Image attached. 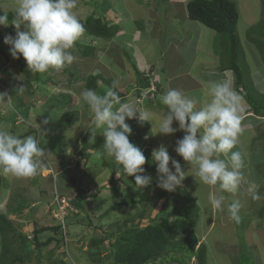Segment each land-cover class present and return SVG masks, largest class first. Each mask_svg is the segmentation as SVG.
I'll use <instances>...</instances> for the list:
<instances>
[{
  "label": "rangeland",
  "instance_id": "374dc122",
  "mask_svg": "<svg viewBox=\"0 0 264 264\" xmlns=\"http://www.w3.org/2000/svg\"><path fill=\"white\" fill-rule=\"evenodd\" d=\"M230 1H235L239 6L236 25V35L239 40L236 47L237 63L242 71L244 83L254 86L257 93L250 95L255 101L258 98L260 113L264 114V79H262L264 0ZM104 3L105 0H77V7L73 11L83 24L89 16H101L111 24H121L122 31L117 36L120 34L122 39L95 40L83 33L77 42L93 46L94 56L88 59L78 58L58 72H39V81L32 83L29 91L24 89L21 92L18 88L21 86L25 88L26 76L21 72L20 67L27 66L26 61L22 56L13 59L9 54V46L3 43L6 34H15L14 28L11 24L6 27L0 26V92H7L14 106L9 108L8 104L0 103V128L20 138L28 136L30 129L34 132L39 131L40 134H37L36 138L42 137L41 140L47 144L42 146L45 152L44 165L34 177L20 178L0 170V212L4 213L17 232L25 235L29 241L35 234L39 238L41 253L37 255L34 252L31 261L25 264H111V260H108L107 246L100 245L99 249H90L89 241L101 239L105 233H112L113 236L108 243H114L119 232L118 228H122L124 221L132 219L141 210L139 204L135 208L125 206L119 210L112 209L117 203L129 201L134 188L117 175L114 177V188L109 187L111 169L102 167V162L109 163L114 158L108 156L107 152H102L101 157L97 159L94 156L96 151L90 150L87 161L83 159L87 175L79 180L78 153L84 138L92 137L90 129L94 127L93 114L81 94L85 90V79L89 75L99 74H103L106 79H112L117 90L128 92L125 102L133 101L138 109L151 113L150 131L146 136V140L151 145L149 158L151 164L156 168V163L152 160V152L159 145L164 144L168 147L169 155L181 163L182 170L188 175L181 187L170 192L167 198L160 199L148 210V217L142 220L136 219L134 223L139 222L140 227L147 226L149 221L162 211L165 204L168 205L167 213L174 208L179 211L187 210L190 214L191 199L194 202V233L200 240L199 244L205 245L206 264H264V215L260 218L264 206V120L245 116V111L249 108L247 109L244 98L238 93L242 98L244 119L242 133L232 151L240 149L245 155L243 169V174L247 177L245 185L250 189L253 184V188L250 189L249 195L241 191V185L235 193H222L226 200L223 210H217L209 203L208 194L211 191L219 192L218 185L212 188L203 184L195 175L196 166L187 164L174 151L176 141L184 135L183 131H177L173 135L155 134L166 108L160 104L161 99L160 102L159 99L155 103L146 102L147 97L151 98L152 92L157 91L153 86L158 82L154 75L160 76V84L163 88L178 83L177 79L169 78L166 67L161 69L162 63H160L163 44L160 35L170 33L169 26L178 33V37L175 36L171 40L173 46H168L171 55L174 51L190 53V46L193 48L195 38L202 36L203 51L198 53L197 58L209 64L196 66L198 63H194L191 68V72H195L200 81L211 72L212 76H207L210 81L223 80L225 75L226 79L233 83L230 71H224L230 59L227 37L188 20L187 0H106ZM103 5L106 10L97 12ZM16 6L17 0H4L0 3V14H6L11 22L15 17ZM252 38L257 40L256 47L259 46L260 50L258 55H253L254 50L250 48ZM126 53L132 58V63L138 70L145 77H149V90L138 86L136 74L128 63ZM134 57H137V60L133 59ZM143 59L147 60L146 64ZM153 64L163 74L158 72L151 74ZM183 66V64L177 65L178 68ZM205 66L211 68V71H203ZM100 88L107 89L103 84H100ZM185 88L190 98L201 99L203 103L210 99L207 95L208 87L205 91L201 86L190 89V85H186ZM60 94L70 97V102L65 106L57 107L54 102L60 100ZM21 103L23 107H20ZM65 113H74L71 116L75 117V121L68 127L65 125L67 117L63 116ZM13 118L17 120L15 123L10 122ZM22 119H25V122H22ZM44 121L47 123L45 124ZM172 126L178 125L174 121ZM102 133L103 128L95 129L94 141L86 139V142L93 144L104 138ZM258 135L259 139H257ZM220 158L226 159L223 154ZM67 177L77 178L80 184L81 200L86 203L81 211H78L70 201L76 197V192ZM155 179L158 181L157 170ZM155 189L158 193L164 191L161 188ZM253 191L260 196V199H253ZM172 198L175 202L171 200ZM153 199L155 197H152ZM21 201L28 204L19 212L17 207ZM233 201H239L241 204L239 223L230 218L227 210V205ZM186 207L187 209H184ZM60 212L64 214L61 215ZM173 220L175 218H171L170 223ZM58 225L61 226L60 230L57 233L53 232L52 229ZM61 234L66 238V245L58 246L55 239ZM48 236L55 239L47 242ZM20 247L18 238L13 249L17 248V252H20ZM168 263L178 264L170 261ZM186 264H197V261L191 258Z\"/></svg>",
  "mask_w": 264,
  "mask_h": 264
},
{
  "label": "clouds",
  "instance_id": "9594fccd",
  "mask_svg": "<svg viewBox=\"0 0 264 264\" xmlns=\"http://www.w3.org/2000/svg\"><path fill=\"white\" fill-rule=\"evenodd\" d=\"M232 2L239 10L236 2ZM76 7L77 0H17L15 17L11 22L6 14H0V26L11 24L14 28V35L6 34L3 38L11 57L17 59L22 56L29 70L40 73L58 72L75 62L78 59L74 54L75 43L85 31L73 11ZM223 76V80L209 82L207 95L210 99L204 103L201 99L190 98L179 89L161 86L159 89L163 93L160 99L166 110L155 133L173 135L183 131L184 135L176 141L174 151L187 164L196 166L195 175L203 184L212 188L218 185L219 192L208 194L209 203L217 210H223L226 200L222 193L239 190L245 167L243 153L232 151L242 133V98L233 83ZM157 80L161 83L158 76ZM153 86L156 88L155 84ZM18 88L24 91L23 86ZM159 89L156 88V92ZM81 95L94 117L90 139L94 141L95 129L103 128L107 155L122 166L127 176H134L135 186L142 189L149 187L153 178L143 167L146 157L140 148L130 142L132 128L126 119L135 118L139 123H150L151 113L138 109L133 101L122 102L118 93L111 89L103 95L93 89H85ZM0 103L14 107L7 92H0ZM245 116L253 115L245 113ZM253 117L264 120L263 117ZM174 121L177 127L172 126ZM221 154L226 159L220 158ZM44 155L36 137L28 135L20 138L0 128V170L3 172L20 178L34 177L44 165ZM94 156L99 159L101 153L96 151ZM152 160L156 163L159 188L172 192L182 186L188 175L182 170L181 163L169 155L166 145L161 144L153 150ZM253 199H260L255 191ZM227 210L230 218L239 223V201L228 204Z\"/></svg>",
  "mask_w": 264,
  "mask_h": 264
},
{
  "label": "trees",
  "instance_id": "16d2710c",
  "mask_svg": "<svg viewBox=\"0 0 264 264\" xmlns=\"http://www.w3.org/2000/svg\"><path fill=\"white\" fill-rule=\"evenodd\" d=\"M3 1L4 0H0V3ZM107 9H109V7H107ZM98 10L97 12H104L106 10L105 5L100 6ZM186 13L188 20L199 23L205 28L214 31L219 35H224L227 37L229 43L228 58L230 59L228 64L225 65L226 67L224 68L226 69H224V71H230L231 75L233 76L234 88L237 93L241 94V96L244 98V103L247 106V109L249 108L247 111H245V113L248 115L252 114L253 116L264 118V114L260 113L261 107L259 106L258 98L255 101V98L250 95V93L254 95L257 92H255L253 85L248 86L244 83L242 71L240 70L237 63L238 55L236 53V47L239 44V40L236 35V25L238 21V13L234 2L230 0H188L186 3ZM83 25L85 28L84 34L89 38L106 41L115 38L118 41L119 39H122L120 34L117 36V34L121 33L122 31V28H120L121 24H111L101 16H89L85 19ZM250 43H252L250 48L254 50L253 55H258L257 53L260 50L259 46L258 48L256 47L257 40L252 38V40L250 39ZM94 52L95 49L93 46L80 44L78 42L75 43L74 54L80 59L92 58L94 56ZM162 54L163 52L160 56H162ZM126 57L128 58V63H130L131 68L136 74L138 86L142 87L143 89H149V77H145L138 70L137 66L132 63V58L129 57L127 53ZM151 68L153 69H151V72L149 71L151 74L155 72H158L159 74L162 73V71L160 69H156L154 65H151ZM20 70L26 76V84L24 89L29 91L32 88V83H37L39 81V72H33L24 65L20 67ZM262 79H264V76H262ZM100 84H103L107 89L102 90L100 88ZM160 87L161 84L157 82L156 88L159 89ZM84 89H93L101 95H103L107 90L111 89L118 93L122 102L126 101L128 95L127 91L117 90L115 82L112 79H106L103 74L94 76L89 75L85 79ZM162 93L163 90L161 89H159V92H152V97L150 98L148 96L146 102L155 103L158 99L160 102V95ZM31 95L33 96V94ZM59 99L60 100L54 102L57 107H59V105L65 106V104L70 102V97L63 94H60ZM138 99H140V97H138ZM160 104L163 106V108H166L162 102H160ZM22 105L23 104L21 103L20 107ZM116 107H118V105ZM73 114L74 113H65L63 115L67 117L65 123L66 127H68L71 122L75 121V117L71 116ZM16 121V118H13V121L10 122L15 123ZM22 122H25V119H22ZM126 123H128L132 128V133L129 136L130 142L134 146L140 148L146 157V163L143 167L145 168L146 173L152 176V184L144 189L139 188L135 186L134 176H127V174L124 173L122 166H120L114 159L109 163L102 162V167H110L111 169V174L108 181L109 187L112 189L114 188V177L116 174H118L120 179H123V182L126 184L128 183V185L133 186L134 188L132 198L129 201L117 203L112 207V209L119 210L125 206H133V208H135L137 207L136 205L139 204L141 210H139L132 219L124 221L122 228H118L119 232L114 243H108L113 234L105 233L103 238L89 241L90 249H99L100 245L107 246L108 260H111V264H169V261L172 263L186 264V261L191 258L195 259L197 264H206L205 245L203 243L199 244L200 240L194 233V202H192L191 199L190 214H188L187 210L179 211L174 208L171 209L170 213H167L166 208L168 205L165 204L162 211L154 219L150 220L147 226L140 227L139 222L134 223L136 219L142 220L148 217V210L153 208V206H155V204L160 199L165 197L167 198L170 192H166L164 190L163 192L158 193L155 189L159 188L157 186V179H155L156 168L149 161L151 145L145 138L150 131V124L148 122L139 123L137 120H126ZM31 134H34L36 137L37 134L40 133L39 131L34 132L30 129L27 135ZM90 138L91 136L84 138L85 140L82 141L81 148L78 153L80 157V159L77 161L78 170L80 172L79 180L83 179L87 175V171L84 170L85 162L83 163V159L87 161L89 151H99L101 155L102 152H106L104 148V138L99 139L93 144H89L86 142V139L91 141L92 139ZM37 139L40 142V147L47 145L41 140L42 137L38 136ZM257 139H259V135L257 136ZM48 146L50 147V145ZM67 178L76 192V197L70 201L72 205L78 209V211H81L84 209L86 203L81 200L82 189L80 188V184L77 182V178L75 177ZM153 191H155L154 194ZM152 197H155V199L152 200ZM171 200L175 202L173 198ZM19 204L20 205L17 207V209L19 212H21L26 208V204L28 203L21 201ZM184 209H187V207ZM106 213H108V211ZM263 215L264 206L261 209L260 218H262ZM171 218H175V220L170 223ZM60 228L61 226L58 225L54 227L52 231L57 233ZM18 238L20 239L21 243L20 252H17V248L13 249L16 239ZM38 239L39 238L35 234L34 238L29 241L25 235L18 233L14 225L6 218L5 214L0 212V264H25L30 262L31 256L34 252H36L37 255L41 253ZM54 239L55 237L50 238L48 236L46 241L49 242ZM55 241L58 246L66 245V238L64 234L58 236ZM179 255H182V257H179Z\"/></svg>",
  "mask_w": 264,
  "mask_h": 264
},
{
  "label": "crops",
  "instance_id": "0c3cea01",
  "mask_svg": "<svg viewBox=\"0 0 264 264\" xmlns=\"http://www.w3.org/2000/svg\"><path fill=\"white\" fill-rule=\"evenodd\" d=\"M169 29H170V33L167 32L163 36L160 35L163 41L162 48H161L163 54L162 56H160L161 58L160 63H162L161 69H163V67L165 66L168 71L169 78L171 80L177 79L178 81L176 85L169 86V88L179 89L186 94L187 89L185 88V86L190 85V89H194L197 86H201L202 90L205 91V88L209 87V82H210V78L207 76H212L213 73L210 72L208 75L205 76V79L200 81L197 78V74L195 72L194 73L191 72V68L194 63H198L196 66L202 65L204 63L209 64L208 62H202L201 58L200 59L197 58L198 53L203 51V48L201 46L202 36L198 35L199 37L195 38L193 48H191L192 46H190V53L187 52L190 56L186 52L177 53L176 51H174L173 52L174 54L171 55V51L168 46L170 47L173 46V43L171 42V40L174 39L175 36L178 37V33L173 31L172 30L173 28L171 26H169ZM172 33H174L175 35H172ZM133 44L135 43L133 42ZM209 52L210 50L208 49V54ZM133 59L137 60V57H134ZM143 60L146 64L147 60L146 59H143ZM180 64H183L184 66L178 68L177 65H180ZM208 70L211 71V68L208 69V67L206 66L203 67V71H208ZM165 73L166 72H164V74ZM161 74H163V72ZM159 79H160V76H159ZM255 120H257V118H255ZM260 127L261 126L259 125V129H261ZM238 151L241 152L240 149ZM246 183H247V177L244 175V179L241 183V188H242L241 191L243 192L245 191L248 194L250 189L253 188V184L252 185L250 184L251 185L250 189H247L245 185Z\"/></svg>",
  "mask_w": 264,
  "mask_h": 264
},
{
  "label": "built area",
  "instance_id": "2783aa9c",
  "mask_svg": "<svg viewBox=\"0 0 264 264\" xmlns=\"http://www.w3.org/2000/svg\"><path fill=\"white\" fill-rule=\"evenodd\" d=\"M65 210V209H64ZM60 214L62 215V214H64V212L62 213V212H60Z\"/></svg>",
  "mask_w": 264,
  "mask_h": 264
}]
</instances>
